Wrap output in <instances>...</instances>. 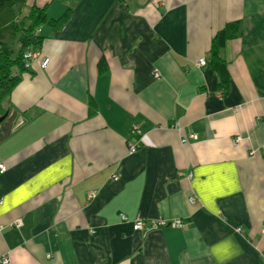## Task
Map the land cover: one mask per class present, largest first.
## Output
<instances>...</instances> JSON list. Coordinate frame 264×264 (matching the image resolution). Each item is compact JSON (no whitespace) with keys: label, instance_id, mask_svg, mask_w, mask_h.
I'll use <instances>...</instances> for the list:
<instances>
[{"label":"crops","instance_id":"1","mask_svg":"<svg viewBox=\"0 0 264 264\" xmlns=\"http://www.w3.org/2000/svg\"><path fill=\"white\" fill-rule=\"evenodd\" d=\"M33 5L57 19L69 4ZM43 36L48 66L1 113L16 119L0 143V257L264 264V0H82Z\"/></svg>","mask_w":264,"mask_h":264},{"label":"trees","instance_id":"2","mask_svg":"<svg viewBox=\"0 0 264 264\" xmlns=\"http://www.w3.org/2000/svg\"><path fill=\"white\" fill-rule=\"evenodd\" d=\"M56 1L69 5L59 18L50 19L47 5H33L24 15L28 0H0V114L4 112V105L22 81L23 74L30 71L25 67L24 54L41 50L45 39L43 29L49 27L53 31L60 30L70 20L74 7L82 0ZM38 28H41V33H37ZM238 28L239 26L230 24L222 35L230 39L238 30L241 33V27ZM218 50L216 44L212 59L214 63L218 62ZM104 67L105 62L101 59L100 69Z\"/></svg>","mask_w":264,"mask_h":264},{"label":"built area","instance_id":"3","mask_svg":"<svg viewBox=\"0 0 264 264\" xmlns=\"http://www.w3.org/2000/svg\"><path fill=\"white\" fill-rule=\"evenodd\" d=\"M35 52L33 51H28L26 54H25V58L26 60H29V59H32L31 57L34 55L35 56ZM37 56H35L36 58ZM42 62V66L43 67H46L48 61L45 60V61H41ZM201 64V66H206V62L204 60H200L199 61ZM154 76L155 77H159V74L158 73H155L154 72ZM134 132H138V126L137 125H134L133 128L131 129V133L134 134ZM189 139H196V135L194 134H191L189 137L187 138H184L183 140H189ZM139 148V145L138 144H133V145H130V148H129V152L130 153H135ZM252 155L255 154V151H253L251 153ZM264 154V153H263ZM7 171V167L4 165V164H0V173H5ZM189 177H191V174H189ZM2 203V199H0V204ZM122 219L123 220H127L125 216H122ZM157 223H161L165 226L169 225L173 228H176V229H179L182 227V221H174L173 223H168V221H165V220H160L158 221ZM23 226V221L22 219H17L16 221L13 222V227L15 228H20ZM132 226H133V230L135 231H142L143 229H146L148 228V225L147 223H145V221H143L142 219H139V221H134L132 223ZM240 230V229H239ZM0 264H11L10 262V258L8 256H2L0 257Z\"/></svg>","mask_w":264,"mask_h":264},{"label":"water","instance_id":"4","mask_svg":"<svg viewBox=\"0 0 264 264\" xmlns=\"http://www.w3.org/2000/svg\"><path fill=\"white\" fill-rule=\"evenodd\" d=\"M15 119V115L9 117V112H7L3 117L0 118V124L2 126L0 132V143L10 135Z\"/></svg>","mask_w":264,"mask_h":264},{"label":"bare ground","instance_id":"5","mask_svg":"<svg viewBox=\"0 0 264 264\" xmlns=\"http://www.w3.org/2000/svg\"><path fill=\"white\" fill-rule=\"evenodd\" d=\"M32 61V59H29V60H26V58H25V54H24V64H28L29 62H31ZM35 62V61H34ZM37 64H39L40 65V68H44L45 69V67H43L42 66V62H36ZM7 113V112H6ZM1 124H0V132H1ZM11 134V133H10ZM182 142L183 143H187V140H182ZM263 153H264V151H263ZM0 164H4L6 167H7V165L5 164V163H0ZM7 170H8V167H7ZM0 174H4V173H0ZM112 179L113 180H118L119 178H118V176L116 175V174H113L112 175ZM1 199V198H0ZM3 201V200H2ZM195 201H194V199H191V203H194ZM179 221H182V220H180V219H178ZM178 220H176V221H178ZM174 222V221H173ZM173 222H169L168 221V223H173ZM150 226V227H149ZM153 226H156V227H158V228H166V227H169V228H172V227H170L169 225H167V226H165V225H163V224H161V223H157V222H155L154 224H153ZM153 226H151V225H148V227L149 228H151V227H153ZM182 226H183V221H182ZM240 228H238L237 230L238 231H241V229L239 230Z\"/></svg>","mask_w":264,"mask_h":264},{"label":"rangeland","instance_id":"6","mask_svg":"<svg viewBox=\"0 0 264 264\" xmlns=\"http://www.w3.org/2000/svg\"><path fill=\"white\" fill-rule=\"evenodd\" d=\"M28 13V10L27 11H25L24 10V12H23V14L25 15V14H27ZM61 16V15H60ZM59 16V17H60ZM41 29V28H40ZM39 28L37 29V33H41V30H40ZM36 54H35V56H37L36 58H35V56L33 55L31 58H32V61L31 62H29L27 65L25 64V67L26 68H28L29 70H31V68H32V65L35 63V62H41V61H45V60H47L48 61V63H47V65H46V67L48 66V64H49V59H47V58H39V54H38V52H35ZM35 61V62H34ZM201 63L200 62H198V66H200L201 67V65H200ZM38 66L40 67V65L38 64ZM45 67V68H46ZM42 70H45L44 68H41ZM155 73H160V71L158 70V71H155ZM6 114V113H5ZM5 114H1V116H0V118L1 117H3ZM9 117H11L10 115H9ZM134 126V125H133ZM133 126H132V128H133ZM176 127V126H175ZM138 134V132H134V135H137ZM131 135H133V133H131ZM195 135V134H194ZM125 221V220H124ZM137 221H139V219H137Z\"/></svg>","mask_w":264,"mask_h":264}]
</instances>
